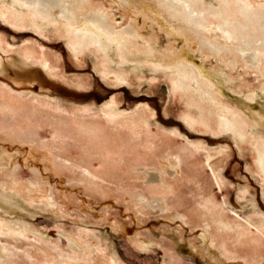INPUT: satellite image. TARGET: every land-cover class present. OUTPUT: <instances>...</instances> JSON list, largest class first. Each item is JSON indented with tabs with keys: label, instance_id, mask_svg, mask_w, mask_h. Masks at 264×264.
Returning a JSON list of instances; mask_svg holds the SVG:
<instances>
[{
	"label": "rangeland",
	"instance_id": "rangeland-1",
	"mask_svg": "<svg viewBox=\"0 0 264 264\" xmlns=\"http://www.w3.org/2000/svg\"><path fill=\"white\" fill-rule=\"evenodd\" d=\"M251 1L255 5L264 3ZM93 2L105 6L120 26L127 24L129 13L117 2ZM5 9L27 11L14 0H0V12ZM46 22L29 16L24 25L16 26L0 16V134L3 146L9 150L4 155L0 144V230L7 239L0 240V251L6 242L21 243L23 247V251L0 264H63L70 257L79 264H92L102 259L100 248L111 251L120 264H264V240L255 238L249 244L245 240L244 248L237 246L235 251L223 253L220 245L228 236L212 233L218 243L211 253L200 238L201 225L189 218L185 224L177 217L178 212L187 214L193 207L201 206L202 195L196 182L202 176L207 192L215 194L219 209L233 221L243 223L248 217L264 216V179L255 160V146L264 151V78L259 72L263 67L252 66L240 53L233 64L230 61L234 56L229 52L221 61L213 53L206 56L200 48H192L196 64L220 74L221 101L250 121L252 140L245 142L243 149L250 148L252 153L239 147L231 131L205 129L187 122L189 112L199 114L197 105L173 90L168 71L130 64L128 82L111 84L98 71V58L93 51H84L81 57L74 55L66 33ZM137 23L143 36L154 39L158 51L170 43L181 50L189 46L187 40L168 33L167 27L152 23L143 15L137 16ZM213 25L215 34L217 23ZM27 46L40 49L47 66L24 62L19 56ZM110 57L117 68L118 54L112 51ZM22 74L34 79L29 82ZM253 92L256 94L250 99ZM43 104L44 108H36ZM144 105L154 112L153 131L170 134L176 129L182 135L180 141L204 144L207 150L193 156L191 163L201 168L200 177L173 180L167 175L166 184L157 194L143 185L142 178L131 175L132 161L127 163L126 157L135 150L124 151L116 146L110 127L106 128L104 112L113 106L133 114ZM57 112H62L75 128L57 132L48 120L51 113ZM90 121L98 123L102 130L90 131ZM70 132L72 135L66 134ZM29 137L43 144L36 153L29 154ZM98 139L100 143L96 142ZM51 145L54 159L59 162L56 167L48 166L51 173L44 174L39 171V161L44 159V147ZM206 151L221 170L225 181L221 189L209 182ZM87 167L94 173L96 189L82 179ZM188 171L189 176L195 174L192 169ZM143 192L145 200L139 197ZM158 195L164 196L166 209L155 201ZM44 240L50 241L46 255ZM27 252L31 253L30 258Z\"/></svg>",
	"mask_w": 264,
	"mask_h": 264
},
{
	"label": "bare ground",
	"instance_id": "bare-ground-1",
	"mask_svg": "<svg viewBox=\"0 0 264 264\" xmlns=\"http://www.w3.org/2000/svg\"><path fill=\"white\" fill-rule=\"evenodd\" d=\"M14 1L24 5L27 13L5 9L0 12L1 15L9 18L16 26L24 25L29 16H31L33 19L40 18V20L52 23V26L55 25V27L61 28L66 33L69 47L74 55L81 57L84 51L87 50L96 54L98 71L111 84L118 85L128 82L127 71L129 72L131 69L127 66L130 64L131 66L149 65L153 70L162 69L166 70V72L168 71L167 75L173 90L181 93L182 98L188 99L191 103L194 100L197 105L199 114L192 115L189 112L186 115L187 122L193 126L199 125L205 129L216 128L220 131H231L239 147L242 150L252 152L250 148L243 149V144L250 141L249 139L252 140V136L250 137L251 131L249 130L251 127L250 121L245 115L243 116L242 112L225 105L221 101L223 89L220 74L206 69L203 64H196L192 60V48H200L206 56L213 53L219 56L221 61L224 60L225 53L229 52L234 56V59L230 61L233 64L238 61V53H240L246 62L252 66L263 67V71L259 72L262 76L261 78H264V3L255 5L251 0H113L129 13L127 24L120 26L105 6L95 4L93 0ZM138 15H143L146 19L151 20L152 23L167 27L168 33L184 38L190 47L188 46L186 49L181 50L176 48L174 43H170L168 47L158 51L154 39H148L140 32L137 23ZM214 22L217 23L216 28L218 30L215 34L212 30ZM112 51L118 54L119 64L116 62L117 68L112 65L113 59L110 57ZM21 55L22 57H19L23 58L24 62H34L42 65V67L48 64L43 52L35 46L25 47ZM23 77L29 82L30 79H34L28 74H24ZM262 91H264V81L262 82ZM255 94V92L251 93L250 99L254 98ZM191 103L189 102V104ZM37 107L44 108V104L41 106L37 105ZM153 114V110L145 107V105L133 114L120 112L118 109H114L113 106L106 107L104 112L106 128L110 127L116 146L124 151L135 150L134 153L131 152L126 157L129 160L127 163L132 161L129 172L136 178H142L143 185L158 194L157 190L163 188L167 182V175L173 180L198 178L201 168L199 170V167L197 168L191 164L192 158L205 149V146L201 142L180 141L179 137L182 135L176 129H172L170 134L159 129L153 131L151 128L154 124L151 121ZM48 120L55 126L57 132L75 128L71 121L62 115V112L51 113ZM25 122L31 123L28 119ZM98 125L94 121H90L87 124L90 131H94V129L101 131L102 127ZM66 134L72 135V132ZM27 140L30 142L29 154L36 153L38 146L43 145L31 140L30 137ZM96 142L100 143V140L98 139ZM0 144L4 149L3 154H7L9 150L3 146L4 139L1 134ZM104 144L106 145V142ZM256 146L257 159L255 160H257L259 166L258 172L264 179V151L260 147L256 148ZM52 147V145L44 147V159L39 161L41 165L38 167L39 171H44V174H50L51 170L48 169V166L56 167L57 162H59L54 159ZM160 148L161 151L159 152ZM106 153L109 155V152L106 151ZM106 153L103 154L107 155ZM205 153L207 154L205 165L209 172L208 175L210 174L212 177L209 180L207 176V179L212 184H215L218 189H221L222 185L225 184L221 170L213 163L212 154L209 151ZM106 157L104 158L106 159ZM150 164L153 165L150 166ZM59 165L60 167L62 166L60 163ZM87 165L89 166L88 163ZM189 169H192L193 171L191 172L195 174L187 175ZM83 172L82 179H87L93 189L94 187L96 189L98 183L95 182L94 173L88 167ZM60 178L61 175L58 176V179L62 182V178ZM202 178H199L196 182L199 194L202 195L201 206L193 207L187 214L178 212L177 217L185 224L189 218L201 225L200 238L204 244H207L210 252H214L218 243L211 237L212 233L215 236H228L225 240V237H223V242L219 240L222 242L220 247L223 253L226 250L228 252L235 251L237 246L244 248L245 240H247V244L250 241H254L255 238L260 241L264 240V216L258 215L255 219L248 217L243 223L236 220L233 221L219 209L215 194L210 195L207 192L206 186L202 183L204 182ZM84 186H87L86 183H84ZM139 197L144 199L146 195L143 192L139 194ZM156 198L154 200L158 204L164 208L167 206L163 195H158ZM0 231V240L6 239L4 232ZM230 235H236V238ZM44 242H47L46 245L44 244V254L46 255L50 241L44 240ZM21 245V243L6 242L2 246V251H0V263L4 262V259L8 257L12 258L15 256L17 251L22 250L23 247ZM99 253L102 255V259L98 258L92 264H120L111 251L100 248ZM25 254L29 258L32 256L30 252ZM31 262L33 263L34 261ZM63 264L79 263L73 261L70 257Z\"/></svg>",
	"mask_w": 264,
	"mask_h": 264
}]
</instances>
